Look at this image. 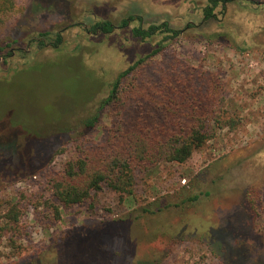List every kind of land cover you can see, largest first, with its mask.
<instances>
[{"label": "rangeland", "instance_id": "obj_1", "mask_svg": "<svg viewBox=\"0 0 264 264\" xmlns=\"http://www.w3.org/2000/svg\"><path fill=\"white\" fill-rule=\"evenodd\" d=\"M67 1L73 6L72 18L36 9L39 0H18L24 11L0 25V45L7 47L5 54L14 52L0 61V199L17 200L24 209L17 242L23 256L36 258L85 222L120 218L134 209L140 211L135 215H141L150 204L156 209L163 201L179 202L200 190H213L220 196L213 200L228 204L208 217L210 223L201 217L209 198L180 213L173 209L158 216L143 215L133 226L140 258H160L153 264H228L221 247L208 237L227 220L230 227H240L234 245L227 247L229 264H264V9L229 4L223 27L218 20L205 23L200 8L209 0ZM252 1L264 5V0ZM131 13L142 16L147 25L168 21L184 31L172 49L190 65L225 80L227 117L241 118L240 124L219 129L216 138L187 163L163 164L155 173H138L135 201L105 189L83 206L57 214L48 172L62 170L75 156L73 140L104 137L110 119L103 118L101 127L92 131L83 122L97 113L109 92L107 85L151 53L153 44L131 40L126 32L88 39L81 27L66 28L65 48L40 52L32 40L41 32L57 30L62 22L58 29L89 24L97 17L119 22ZM190 212L194 225L187 229ZM179 224L189 237L173 242ZM157 229L158 236L150 237ZM110 244L116 250L121 247L115 240ZM0 251V264L15 260L6 239L0 242Z\"/></svg>", "mask_w": 264, "mask_h": 264}, {"label": "trees", "instance_id": "obj_2", "mask_svg": "<svg viewBox=\"0 0 264 264\" xmlns=\"http://www.w3.org/2000/svg\"><path fill=\"white\" fill-rule=\"evenodd\" d=\"M235 2L243 3L245 7L255 5L264 9L263 4L252 0H209L206 6L200 8L205 23L218 20L225 27L228 5ZM38 3L36 9L40 11H49L64 19L73 17V6L67 0H39ZM23 11L18 0H0V25L10 15ZM63 25L62 22L56 25L57 30L41 32L38 39L32 40L38 43L40 52L48 48H65L63 32L67 27L83 28L82 32L88 39L101 36L112 38L126 32L131 40L153 44V50L107 85L109 92L97 113L83 122L84 128L92 131L101 127L103 118L110 119L111 125L106 127L104 137L99 140L90 137L73 140L75 156L62 170L48 172L47 185L58 201L55 207L57 214L61 210L70 211L83 206L93 199L94 194L105 189L122 199L135 201L138 173H155L163 164L187 163L198 150L216 138L219 129H235L240 124L241 118L227 117L229 94L225 80L203 67L190 65L172 49L184 31L173 28L170 22L147 25L142 16L131 13L122 15L119 22L97 17L90 19L89 24H71L58 29ZM187 28H192V25ZM6 49V46L0 45V61L1 57L14 55L13 51L5 54ZM226 158L228 156L216 161L217 164ZM216 195L213 190H200L198 194L186 195L179 202L163 201L156 209H151L153 204H150L141 209V215H135L140 211L134 209L120 218L85 222L32 259L25 258L22 247L17 245L21 239L24 209L17 200L0 199V242L6 239L12 249L11 259L15 260H9L7 264H153L160 258L149 259L148 255L140 258V241L134 237V224L143 215L158 216L171 213L173 209L178 212L197 207L203 198L209 199L204 204L201 217L203 222L205 219L210 223L208 217L228 204L223 200H213L220 197ZM216 205L218 208H215ZM192 213L188 214L184 228L188 229L190 223L194 225ZM164 227L165 231H169L168 227ZM182 228L179 224L173 242L189 237L184 236ZM239 228L237 224L230 227L226 220L208 235L211 244L221 247L228 264L227 247L234 245ZM157 232L158 229L150 237L158 236ZM114 240L120 242L119 250L111 246ZM242 250L245 251L244 247ZM2 257L0 251V263Z\"/></svg>", "mask_w": 264, "mask_h": 264}]
</instances>
